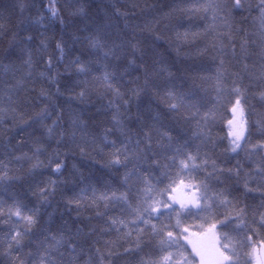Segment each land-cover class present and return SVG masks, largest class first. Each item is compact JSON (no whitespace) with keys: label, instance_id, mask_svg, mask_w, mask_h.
<instances>
[{"label":"snow or ice","instance_id":"snow-or-ice-1","mask_svg":"<svg viewBox=\"0 0 264 264\" xmlns=\"http://www.w3.org/2000/svg\"><path fill=\"white\" fill-rule=\"evenodd\" d=\"M158 7L5 6L0 264H264V0Z\"/></svg>","mask_w":264,"mask_h":264},{"label":"trees","instance_id":"trees-1","mask_svg":"<svg viewBox=\"0 0 264 264\" xmlns=\"http://www.w3.org/2000/svg\"><path fill=\"white\" fill-rule=\"evenodd\" d=\"M18 2V0H0V16L5 15V6L6 5H14ZM27 2V0H25ZM47 0H45V3ZM151 3H156L160 7L156 9V13L159 14V16H162L164 12H167L171 5L177 2V0H149ZM13 11V18L11 23H16V18L19 16V10L18 8ZM187 23H184L182 26L178 24L176 20H168V19H161L160 23L156 26L157 31L164 35V36H172L174 35V32L179 30L183 31L185 28H187ZM160 50L165 53L167 57H169L172 61L177 62V66L183 65L188 66L190 64H193L195 62L194 58H189L185 56V53H194L195 52V45H181L180 46V55H177V51L175 50V46L170 47L169 44L161 40L158 42ZM219 131V128L217 129Z\"/></svg>","mask_w":264,"mask_h":264}]
</instances>
